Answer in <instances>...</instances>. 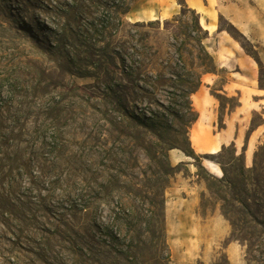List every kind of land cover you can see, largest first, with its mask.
Listing matches in <instances>:
<instances>
[{
    "label": "rangeland",
    "instance_id": "1",
    "mask_svg": "<svg viewBox=\"0 0 264 264\" xmlns=\"http://www.w3.org/2000/svg\"><path fill=\"white\" fill-rule=\"evenodd\" d=\"M117 1L0 0V264H82L83 225L93 238L89 264H127L131 247L136 264H168V257L171 263L179 241L167 223L171 188L193 177L202 182L198 173L221 179L223 172L206 168L212 158L201 159V170L171 150V164H185L165 189L156 174L162 144L144 115H158L172 127L163 137L182 144L184 125L213 106L215 132L227 126L238 132L235 151L223 158L228 176L255 167L264 134L250 136L264 125V110L239 109L242 91L215 66L197 12L186 0H126L131 11L120 15ZM233 2L240 0L203 4L211 17ZM217 22L232 43L258 58L242 30L220 15ZM200 79L190 96L194 112L185 116L182 90ZM200 131L211 139L210 127ZM205 155L213 154L198 156ZM259 169L260 181L249 175L242 203L230 187L227 202L208 190L200 195L199 213H216L231 233L212 263L193 264H229L223 251L229 243L244 264H264V161ZM150 223L163 229L167 247ZM112 232L122 235L116 244Z\"/></svg>",
    "mask_w": 264,
    "mask_h": 264
},
{
    "label": "crops",
    "instance_id": "2",
    "mask_svg": "<svg viewBox=\"0 0 264 264\" xmlns=\"http://www.w3.org/2000/svg\"><path fill=\"white\" fill-rule=\"evenodd\" d=\"M246 1L254 5L249 7L245 0H240V2H233L232 5H224L222 10H215V14L208 17L206 15L208 7L204 6V0H186L187 5L199 15V22L208 34L205 44L215 66L219 70L228 71V79L233 88L242 91L239 108L242 113L264 110V90L259 88V75L257 74L259 64L255 59L248 57L240 46L237 47L236 43H232L219 29L217 18L220 15L231 24L234 20L240 24L241 29L248 31L249 37L243 34L250 41L252 49L264 68L262 57V52H264V1ZM236 70L238 72H234ZM255 98H258V101H255ZM202 124L206 129L210 127L212 133L210 140L208 137H202L200 131ZM215 128V108L213 106L209 108L205 115L199 110V118L194 124L191 137L192 147L197 155H216L224 146L237 144L236 128L227 126L222 131L216 132ZM263 134L264 125L254 130L250 137H260ZM208 140L209 144H206ZM205 166L211 173L222 176L220 175L222 170L216 163L207 161ZM206 191L205 183L196 181V177L189 178L185 183L179 182L176 187L171 188L170 195L173 198L171 202H167V223L169 234L179 238V241L173 245L170 264H193L197 260L212 263L217 246L230 236L229 225L216 213L210 215L199 213L200 195ZM223 251L229 264H244L242 252L235 244L229 243Z\"/></svg>",
    "mask_w": 264,
    "mask_h": 264
},
{
    "label": "trees",
    "instance_id": "3",
    "mask_svg": "<svg viewBox=\"0 0 264 264\" xmlns=\"http://www.w3.org/2000/svg\"><path fill=\"white\" fill-rule=\"evenodd\" d=\"M117 2H119L118 4L116 2H114V4L116 3V5H114V8L117 12H119L120 15H126L131 11V7L129 5H127L126 0H118ZM121 3V5H120ZM121 9V10H120ZM119 10V11H118ZM199 23V22H198ZM208 38V34L207 32L205 33V37L203 38V40ZM205 51V50H204ZM206 52V51H205ZM207 54V52H206ZM208 58L212 59L211 57ZM256 61L258 62L260 68H261V75L259 78V86L261 88V90H264V68L261 64V62L259 61L258 58H256ZM184 70H186L184 68ZM190 76V75H189ZM201 86V79L198 81V85H192L190 87V90H186V88L184 90H182V95L183 98L185 100V116L186 115H190L194 112L193 107H192V102L190 100V96L191 94H193L194 92L197 91V89H199V87ZM159 116H147L144 115V119L145 125H150V129L152 130V132H155L156 135H158L159 140L161 142V155L163 157L162 160L159 161V170L157 171V175H159L160 177V181L166 183V186L164 187L165 189L168 187L167 184L170 180L171 177H173L177 171L180 169V167L185 164L183 162L179 163L177 166H173L170 162L169 159V151L171 150H175L178 149L180 151H182L186 157L191 158L194 160L195 163H197L198 168L203 170V165H202V158L205 159H209L212 158L211 161H213L214 163H216L217 165L220 166L222 172H223V177L221 179H218L217 177L211 175L210 173H206V175L198 173L197 177L200 181L204 182L207 190L213 194L214 196H216L217 198H219V200H221L222 202H227V197L225 195L224 189H228V187H230V195L233 198L234 201L240 202L242 203L244 200V197L248 195V187L251 185L250 181L251 179L249 178V175H254L255 174V182L258 183L260 181V170L259 166L260 163H262V161H264V145L262 147L259 148V151L256 153L255 156V167L250 170L247 171L245 169V167L240 168L239 169V173L236 175L237 177L235 179H232L228 176V172L225 169V163L223 161L224 158V154L228 149H232L235 151V145L232 144L230 147L224 146L222 148V150L217 153L216 155H205L204 157L198 156L195 152V150L192 147V143L190 141L189 138V129L191 124H194L198 118H194L192 120H190V122L188 124L184 125V130L182 132H179L180 136L184 135L183 139H182V144H178V143H171V139H169L170 137H163L164 135H169L171 133L170 130H172V127L168 126L165 127L163 125V123L161 121H156V119H158ZM161 128V129H160ZM175 133L177 131L173 130ZM243 159V157H242ZM234 160H241V158H234ZM222 213L223 215L227 218L228 213L226 211V209L224 207H222ZM90 210L88 209H84V211H82V216L84 218H86L87 220L90 219ZM127 221V220H126ZM150 225H152V233L153 235L158 238V240L161 241L162 245H164L165 247H167V243L165 240V235H163V229L157 230L156 225H153V223H150ZM83 235H82V254H81V262L82 264H89V261H92L89 258V255L91 253H95L94 249L91 245V241H93L92 236L90 235V228L87 227V225H83L82 229H81ZM160 232V236H157V233ZM113 235V244H116L120 241L121 238V234L117 233V232H112ZM116 250V249H114ZM116 252V251H114ZM111 254V253H110ZM117 260V258H116ZM124 260L127 262V264H136V256L135 253L132 249V247L129 249V254L126 255V257L124 258ZM165 261H167V263H170V257H168V259H166Z\"/></svg>",
    "mask_w": 264,
    "mask_h": 264
},
{
    "label": "bare ground",
    "instance_id": "4",
    "mask_svg": "<svg viewBox=\"0 0 264 264\" xmlns=\"http://www.w3.org/2000/svg\"><path fill=\"white\" fill-rule=\"evenodd\" d=\"M258 2H263L264 0H257ZM232 22V24L233 25H235L237 28H240V30H242V32L247 36V37H249V33H248V31L247 30H244V29H241V26H240V24L239 23H237L236 21H234V20H232L231 21ZM175 153V152H174ZM178 158H179V156H178ZM177 157H176V154L173 156V160L174 161H177V159H178ZM182 158V157H181ZM177 163V162H176ZM10 170V169H9ZM8 172H10V171H8Z\"/></svg>",
    "mask_w": 264,
    "mask_h": 264
}]
</instances>
